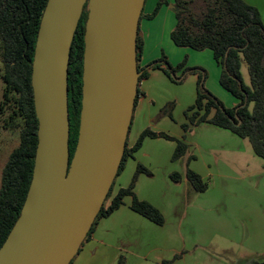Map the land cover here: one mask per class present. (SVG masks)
Here are the masks:
<instances>
[{
  "label": "water",
  "instance_id": "obj_1",
  "mask_svg": "<svg viewBox=\"0 0 264 264\" xmlns=\"http://www.w3.org/2000/svg\"><path fill=\"white\" fill-rule=\"evenodd\" d=\"M146 0H48L32 70L38 146L21 215L0 264H71L117 178L142 72L137 38ZM83 94L71 159L69 66L85 7Z\"/></svg>",
  "mask_w": 264,
  "mask_h": 264
},
{
  "label": "trees",
  "instance_id": "obj_2",
  "mask_svg": "<svg viewBox=\"0 0 264 264\" xmlns=\"http://www.w3.org/2000/svg\"><path fill=\"white\" fill-rule=\"evenodd\" d=\"M175 1L177 25L171 35L173 42L181 48L212 51L215 61L222 69L221 86L237 101L234 107L226 108L203 89V74L199 75L200 88L197 90L196 103L186 112L188 123L182 126L183 130L189 133L204 123L226 129L241 139H247L255 156L264 160V23L259 10L245 0ZM47 3L48 0H0V59L3 65L1 78L5 84L0 102V122L5 129L19 130L20 133V143L11 152L2 172L0 249L21 215L33 177L39 121L35 111L32 70L40 24ZM161 6L159 3L150 19L157 16ZM87 18L86 6L70 53V133L73 127L77 129L74 140L70 134L71 159L77 146L80 128ZM137 52L139 71L142 72L140 81L148 78L151 70L162 68L172 82L181 83L184 80V77L176 75L184 63L173 67L164 58L147 68H141L139 63L143 43L139 35ZM243 64L247 65L250 85L244 82ZM146 138L175 141L177 147L174 161L188 155L189 146L184 141L162 133L145 131L134 147L128 149L127 144L117 177L124 170L127 159L140 150ZM144 173L150 175L148 170L138 166L130 186L120 189L112 196L114 182L86 240L100 220L110 217L124 205L126 197H132L130 208L134 212L159 226L165 224L161 211L149 202L140 201L135 194L138 178ZM185 178L197 193H205L209 188L208 183L190 168H187ZM171 179L177 184L182 182V176L178 173L172 174ZM162 264H173V261H164ZM250 264L264 262L254 261Z\"/></svg>",
  "mask_w": 264,
  "mask_h": 264
},
{
  "label": "rangeland",
  "instance_id": "obj_3",
  "mask_svg": "<svg viewBox=\"0 0 264 264\" xmlns=\"http://www.w3.org/2000/svg\"><path fill=\"white\" fill-rule=\"evenodd\" d=\"M182 51L169 52L166 58L173 67L184 63L176 73L184 80L181 83L170 81L165 86L162 95L167 103L161 111V115L165 111L172 114L180 133H184L180 124L186 122L185 113L196 103L199 75L203 74L205 91L226 108L234 104L232 95L221 86L222 69L217 66L212 52ZM2 74L0 59V102L5 87ZM242 74L244 82L250 85L246 64H243ZM70 134L74 140L77 129L73 127ZM185 138L188 155L197 157L198 165L204 168L208 190L197 193L189 184H175L163 172L155 177L158 192L147 187L143 190L160 205L165 195L176 196L175 204L164 216L166 229L177 232L175 251L164 260L173 264L264 262V160L255 156L247 139L210 124L194 128ZM19 143V130L5 129L0 122V187L3 169ZM187 168H190L187 162L178 164L176 173H185Z\"/></svg>",
  "mask_w": 264,
  "mask_h": 264
},
{
  "label": "crops",
  "instance_id": "obj_4",
  "mask_svg": "<svg viewBox=\"0 0 264 264\" xmlns=\"http://www.w3.org/2000/svg\"><path fill=\"white\" fill-rule=\"evenodd\" d=\"M175 2V0H146L138 34L143 43V52L139 63L141 68H147L152 63L169 57V52H183L182 50L190 49L178 47L172 40L171 35L177 25ZM245 2L259 10L264 23V0H245ZM159 3L162 6L157 16L150 19ZM217 66L219 65L217 64ZM170 81L162 68L151 70L149 77L139 82L137 102L127 140L128 149L134 147L145 131L162 133L184 142L186 135L191 133H186L183 127L184 133L176 130V123L168 111L161 115V111L167 103V98L163 97L162 92ZM233 102L232 107L237 105L235 98ZM185 119L186 122H182L180 126L188 123L186 113ZM202 125L209 124L204 123L199 126ZM176 147L175 141L166 138H146L140 150L127 159L124 170L116 178L113 196L120 189L130 186L138 166H142L149 171L150 175L144 173L139 176L135 194L140 201L149 202L164 216H167L171 206L175 204L176 196L165 195L160 205L145 195L143 191L144 187H147L151 191L158 192V188L155 187V177L160 172H163L169 180L174 182L170 175L176 173L178 164L187 162L191 170L199 174L206 182L204 168L198 165L197 157L187 155L180 160H173ZM180 175L182 182L178 185L189 184L185 173L182 172ZM131 204L132 197H126L124 205L119 210L110 217L100 220L71 264H162L166 261L164 259L167 255L175 251L174 243L177 232L169 227L166 229V220L163 226H159L134 212L130 208ZM173 211H175V207H173Z\"/></svg>",
  "mask_w": 264,
  "mask_h": 264
}]
</instances>
